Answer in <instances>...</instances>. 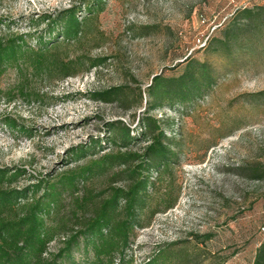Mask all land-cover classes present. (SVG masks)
I'll return each instance as SVG.
<instances>
[{"label":"rangeland","instance_id":"1","mask_svg":"<svg viewBox=\"0 0 264 264\" xmlns=\"http://www.w3.org/2000/svg\"><path fill=\"white\" fill-rule=\"evenodd\" d=\"M85 1L0 0V39L27 35L33 48L40 35L56 39L44 34L43 25L34 26L41 15L79 7L83 22L77 39H56V58L71 76H63L60 64L34 72L22 63L0 73V168L24 171L12 188L53 182L115 152L108 126L115 121L133 129L138 140L129 149L140 152L147 140L137 134L138 121L145 115L151 78L180 75L186 58L206 62L215 84L202 98L172 107L165 103L150 113L175 158L167 171L152 172L142 226L125 251L129 263L116 255L113 264H143L158 250L167 257L157 264H252L264 241V0H104L103 11L91 15ZM257 7L262 9L246 17L238 14ZM225 33L226 45H212ZM93 61L101 62L92 67ZM115 87L120 92L112 103L90 98ZM94 139L101 141L102 152L70 160L72 148ZM124 169L115 167L59 197L47 225L63 234L49 244L46 257L92 216L112 188L126 186L123 174L115 176ZM168 201H174L170 210ZM209 234V241L197 243ZM75 257L78 264H96L82 249Z\"/></svg>","mask_w":264,"mask_h":264},{"label":"trees","instance_id":"2","mask_svg":"<svg viewBox=\"0 0 264 264\" xmlns=\"http://www.w3.org/2000/svg\"><path fill=\"white\" fill-rule=\"evenodd\" d=\"M82 4L91 15L103 11L104 0H88ZM78 9L79 7H71L55 17L43 14L35 21L34 26L43 25L44 34H54L56 39L60 36L66 41L77 39L83 25L77 15L80 12ZM261 9L244 8L238 14L246 17ZM228 36L225 33L223 37L213 39L212 45H226ZM26 37L27 35H17L7 40L0 39V73L10 67H21L22 63L30 66L34 72H48L60 64L59 68L64 71V77L72 75L69 68L56 58L55 38L54 41L51 38L46 40L40 35L35 39L36 46L33 48L26 44ZM206 42L203 47L207 46ZM100 62L93 61L91 66L96 67ZM183 62H186L183 73L169 77L155 75L146 88L149 100L145 115L138 121L140 133L137 134L147 141L140 152L129 149L138 140L132 134L133 129L121 121H115L108 126L110 132L115 134L113 143L118 150L90 159L82 166L59 175L53 182L45 181L42 185L43 181H39L32 187L12 188V184L24 171L0 168V264H78L75 253L80 249L86 254L91 253L96 264H113L116 255L120 262H128L125 261V251L134 230L142 226L141 213L153 185L152 172L161 168L167 171L175 158L169 139L158 120L153 119L150 113L163 107L165 103L172 107L174 104L183 105L202 98L215 84L209 64L189 58ZM119 92V87L110 88L94 92L90 98L98 102L112 103L118 98ZM260 95L264 98V92ZM4 120L10 127L16 126L11 119ZM102 151L101 141L94 139L86 146L72 148L70 160L80 161ZM115 167L125 168L121 173H115V176L123 174L126 186L112 188L109 197L100 202L92 216L63 239L55 253L46 257L49 244L63 234L59 227L47 225V221L57 211L53 208L59 197L66 191H77L81 183ZM39 192L42 195L33 203L23 207L24 209H14L29 196ZM173 206L174 201H168L165 209L170 210ZM211 236L204 235L202 240L197 239V243H205ZM166 257V251L158 250L155 256L143 264H157L158 258ZM252 264H264V241L258 246Z\"/></svg>","mask_w":264,"mask_h":264},{"label":"built area","instance_id":"3","mask_svg":"<svg viewBox=\"0 0 264 264\" xmlns=\"http://www.w3.org/2000/svg\"><path fill=\"white\" fill-rule=\"evenodd\" d=\"M204 44H205V42H204ZM204 44H203V45H204ZM262 230H263V234H264V229H262Z\"/></svg>","mask_w":264,"mask_h":264}]
</instances>
